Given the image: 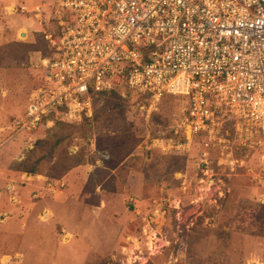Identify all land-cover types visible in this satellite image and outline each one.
Returning <instances> with one entry per match:
<instances>
[{
  "label": "rangeland",
  "instance_id": "374dc122",
  "mask_svg": "<svg viewBox=\"0 0 264 264\" xmlns=\"http://www.w3.org/2000/svg\"><path fill=\"white\" fill-rule=\"evenodd\" d=\"M12 3L29 10L10 12ZM56 7L0 0V152L13 154L0 161V213L16 199L26 217L0 221V264H264V132L231 113L176 147L187 98L165 93L148 112L122 84L95 97L89 119L18 126L46 81L38 60Z\"/></svg>",
  "mask_w": 264,
  "mask_h": 264
},
{
  "label": "built area",
  "instance_id": "2783aa9c",
  "mask_svg": "<svg viewBox=\"0 0 264 264\" xmlns=\"http://www.w3.org/2000/svg\"><path fill=\"white\" fill-rule=\"evenodd\" d=\"M49 19L46 81L15 119L21 128L91 117L98 94L126 84L148 112L165 93L187 98L176 147L211 133L223 112L264 132V0H57Z\"/></svg>",
  "mask_w": 264,
  "mask_h": 264
},
{
  "label": "crops",
  "instance_id": "0c3cea01",
  "mask_svg": "<svg viewBox=\"0 0 264 264\" xmlns=\"http://www.w3.org/2000/svg\"><path fill=\"white\" fill-rule=\"evenodd\" d=\"M21 5H25L24 3L23 4H20V5H16L15 3H12V4H9V5H6L5 7H6V9H8L10 12H15V11H18V10H21L20 9V6ZM36 5H38V4H35L33 7H30V10H34V8H35V6ZM41 5V4H40ZM26 6V5H25ZM42 6V5H41ZM26 8H27V10H29V8L26 6ZM27 10H21V11H23V12H26ZM43 10V9H42ZM43 13H44V10H43ZM43 13L41 14V16H43ZM33 14H34V16L36 17V15H35V12H33ZM40 16V19H42V17ZM38 18V17H37ZM39 19V18H38ZM40 19H39V22L41 23V22H43V21H40ZM10 150H15V147H11L10 148ZM3 152H5V153H3ZM8 152V153H7ZM3 153V154H2ZM13 154H10L9 153V149H4V148H1V152H0V161L2 160V161H6V162H8L7 160H10V158L8 157V156H12ZM9 158V159H8ZM9 172H11V174H13L14 176H16L15 178H18V176H17V173H15L14 171H9ZM23 174H27V175H29V177H31L32 179L33 178H37V177H39V176H41L42 174H40V172L39 173H31V172H27L26 170H23ZM69 174H71L70 172L69 173H67L63 178H61V180H65V178H67L68 176H69ZM43 176V175H42ZM45 177H47V176H45ZM20 178V177H19ZM14 179V178H13ZM19 180V179H18ZM40 180V179H39ZM46 180V181H45ZM18 183H21L20 182V180L19 181H17ZM43 183L44 182H47V179H44L43 181H42ZM46 183H44L43 185H45ZM42 185V186H43ZM9 186H11L12 187V189L13 188H15V186H14V184H9L8 185V188H9ZM29 189V191L30 190H33L32 189V187L30 186V185H28L27 187H25L24 189ZM12 189H10V191L12 190ZM64 190V189H63ZM16 192V191H15ZM0 198H1V196L2 197H4L5 195H4V193H2L1 191H0ZM12 194L13 193H10L8 196H9V198L11 199V198H13L12 197ZM36 194L34 193V196H35ZM5 198V197H4ZM16 198V197H15ZM14 198V199H15ZM118 200H119V197L117 198ZM1 201V200H0ZM100 201V200H99ZM115 201V200H114ZM17 200L15 199V201H14V204H12L11 205V207L9 208V210L8 211H3L2 213H0V216L2 217V219H0V221H5V220H8L7 218H9V217H12V216H14L15 214H14V212H18L16 215H18V218L20 219V221H22L23 223H24V221H25V218L26 217H21L20 218V210L19 209H23V207L24 206H18L17 205ZM100 203V202H99ZM98 203V207H100V204ZM22 205V204H21ZM102 205H103V207L105 206V204L104 203H102ZM14 206V207H13ZM107 206V205H106ZM13 207V210H11V208ZM110 209H111V207H109ZM106 211H107V209H106ZM11 212H13V213H11ZM11 223H16V222H11ZM64 243V242H63Z\"/></svg>",
  "mask_w": 264,
  "mask_h": 264
},
{
  "label": "trees",
  "instance_id": "16d2710c",
  "mask_svg": "<svg viewBox=\"0 0 264 264\" xmlns=\"http://www.w3.org/2000/svg\"><path fill=\"white\" fill-rule=\"evenodd\" d=\"M46 40V39H45ZM46 43H47V50H50V44H49V42L46 40ZM95 107V106H94ZM94 111H95V108H94ZM93 116H94V113H93ZM92 116V117H93ZM89 118H91V117H86V118H84L85 120L86 119H89ZM27 172H31V173H36V172H40V171H38V170H26ZM99 202H97V203H95L94 205H96V204H98Z\"/></svg>",
  "mask_w": 264,
  "mask_h": 264
}]
</instances>
